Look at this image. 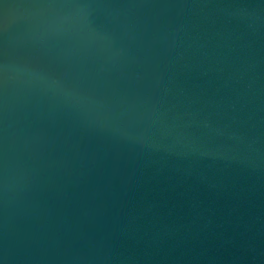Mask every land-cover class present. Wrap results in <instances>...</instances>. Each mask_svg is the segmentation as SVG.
Segmentation results:
<instances>
[{"label": "water", "instance_id": "95a60500", "mask_svg": "<svg viewBox=\"0 0 264 264\" xmlns=\"http://www.w3.org/2000/svg\"><path fill=\"white\" fill-rule=\"evenodd\" d=\"M0 264H264V0H0Z\"/></svg>", "mask_w": 264, "mask_h": 264}]
</instances>
